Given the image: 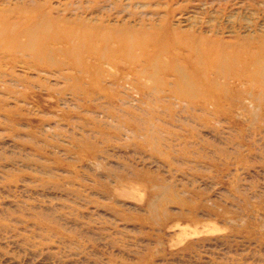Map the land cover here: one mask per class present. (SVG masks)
Instances as JSON below:
<instances>
[{"label":"rangeland","instance_id":"374dc122","mask_svg":"<svg viewBox=\"0 0 264 264\" xmlns=\"http://www.w3.org/2000/svg\"><path fill=\"white\" fill-rule=\"evenodd\" d=\"M0 264H264V0H0Z\"/></svg>","mask_w":264,"mask_h":264}]
</instances>
